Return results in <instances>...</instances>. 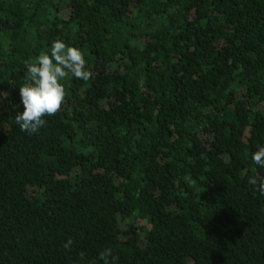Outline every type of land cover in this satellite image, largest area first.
I'll use <instances>...</instances> for the list:
<instances>
[{"label":"trees","instance_id":"1","mask_svg":"<svg viewBox=\"0 0 264 264\" xmlns=\"http://www.w3.org/2000/svg\"><path fill=\"white\" fill-rule=\"evenodd\" d=\"M57 39L93 76L27 134ZM0 93V264H264V0H0Z\"/></svg>","mask_w":264,"mask_h":264},{"label":"clouds","instance_id":"2","mask_svg":"<svg viewBox=\"0 0 264 264\" xmlns=\"http://www.w3.org/2000/svg\"><path fill=\"white\" fill-rule=\"evenodd\" d=\"M87 61L82 50L70 47L62 40L52 42L50 55L41 52L35 61H25L27 68V82L19 87L21 102L24 106L22 113L15 115V122L20 130L33 134L46 125L44 117L52 116L61 110L66 101L67 91L61 81L69 75L77 79L87 81L92 78L93 73L86 67ZM2 94V93H0ZM251 159L255 164L264 167V146L252 154ZM249 183L257 185V178L252 177ZM264 195V178L259 182L256 189ZM72 240L64 244L65 249L71 247ZM112 249L106 248L100 253V259L104 264H109ZM115 260V257H112Z\"/></svg>","mask_w":264,"mask_h":264}]
</instances>
